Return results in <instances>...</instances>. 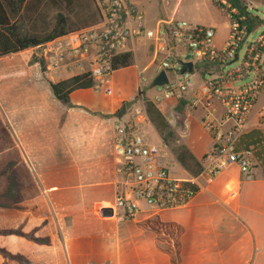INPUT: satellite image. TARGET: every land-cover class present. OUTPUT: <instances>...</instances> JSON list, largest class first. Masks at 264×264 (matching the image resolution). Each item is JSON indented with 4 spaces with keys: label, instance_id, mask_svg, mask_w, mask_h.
Here are the masks:
<instances>
[{
    "label": "crops",
    "instance_id": "obj_1",
    "mask_svg": "<svg viewBox=\"0 0 264 264\" xmlns=\"http://www.w3.org/2000/svg\"><path fill=\"white\" fill-rule=\"evenodd\" d=\"M171 1L127 0L147 12L151 24L175 16L162 11ZM153 9L157 11L153 13ZM224 41L217 43L222 45ZM25 52L0 58V112L7 116H35L26 128L37 132L32 139L35 142L27 143L28 154L35 151V173L44 192L53 197L52 211L59 219L66 264H264V173L259 166L251 178L231 166L212 183L203 180L189 205L156 217L164 231L150 225L153 220L148 208H143L135 219H125L109 197L117 192L123 179L117 172L114 154L117 116L80 115L76 123L71 118L81 108L113 115L119 100L109 99L93 88L73 91V108L69 109L68 124L62 128L67 137L54 141L53 132L59 130L60 101L51 89L48 93L42 84L31 80L33 69ZM111 83L123 89L114 78ZM124 94L135 95L130 90ZM263 100L264 91L259 106ZM161 106L179 107L177 112L191 114L175 101L157 105L163 112ZM192 114V123L175 129L183 150L169 157L179 163L176 169L183 174L180 179L198 176L208 165L206 158L214 145L201 123L202 112ZM19 139L23 144L24 138ZM68 196L103 197L92 203H73L65 202Z\"/></svg>",
    "mask_w": 264,
    "mask_h": 264
},
{
    "label": "built area",
    "instance_id": "obj_2",
    "mask_svg": "<svg viewBox=\"0 0 264 264\" xmlns=\"http://www.w3.org/2000/svg\"><path fill=\"white\" fill-rule=\"evenodd\" d=\"M255 1L213 0L229 22L222 45L217 43L216 27L176 16L151 24L146 12L127 0H95L102 16L98 24L33 49L34 66L45 81L56 84L82 77L94 82L95 92L113 95L110 79L117 71L115 59L124 53L135 56L143 48L150 59L143 70H136L143 104L146 95L156 105L175 101L191 114L202 112L201 123L212 136L213 150L204 170L186 179L173 177L168 166L160 164L171 153L145 130V109L128 114L123 124L116 119L117 172L129 190L116 198L114 207L125 219H135L143 205L151 211V220L162 212L183 209L196 197L203 180L212 183L231 166L246 178L255 172L258 162L253 150L237 148L244 135L264 128V100L259 106L264 91V32L250 38L257 27L249 23L255 17L251 13ZM188 63L193 70L181 73ZM149 70H153L150 81L142 78ZM163 72L168 82L154 86Z\"/></svg>",
    "mask_w": 264,
    "mask_h": 264
},
{
    "label": "trees",
    "instance_id": "obj_3",
    "mask_svg": "<svg viewBox=\"0 0 264 264\" xmlns=\"http://www.w3.org/2000/svg\"><path fill=\"white\" fill-rule=\"evenodd\" d=\"M61 6L83 9L77 18L80 24L76 25L68 14L61 11L56 15L54 24L44 31L32 27L43 14L39 12L41 8ZM101 17L95 0H0V58L32 50L67 34L92 27L101 21ZM256 21L258 23V17H250L251 28ZM133 64L132 53H124L115 59L116 70L129 68ZM93 85L92 80L74 77L50 87L60 102L72 106L70 94L78 89L92 88ZM146 106L149 119L163 141L168 143L166 132L170 125L164 113L151 102H147ZM237 148L252 149L264 173V128L244 135ZM149 223L157 231L165 230L157 220ZM62 249V237L42 186L0 112V264H66Z\"/></svg>",
    "mask_w": 264,
    "mask_h": 264
},
{
    "label": "rangeland",
    "instance_id": "obj_4",
    "mask_svg": "<svg viewBox=\"0 0 264 264\" xmlns=\"http://www.w3.org/2000/svg\"><path fill=\"white\" fill-rule=\"evenodd\" d=\"M255 6H256V10H251V13L255 16L258 17L259 21L257 23H255V26H257L256 28H253L254 32L251 35V39H256L258 37V35L262 34L264 32V1L263 0H256L255 1ZM155 3H153V7H154ZM83 8V6H82ZM72 10H74V8H64L63 6L58 7V8H54V7H48L46 9H40L39 12L42 14L38 20L36 22L33 23V26L37 31H44L47 27H50L54 24L56 15L61 12L64 11L66 14H68L69 19L74 22L76 25H79V20L77 19L78 17L81 16V12L82 10L80 9V7L75 8V10L73 12H71ZM153 13L156 10H152ZM163 13H168L169 15H175L178 19H184V20H188L191 22H195L198 23L200 25H204V26H212V27H216L218 30V34H217V41L219 43L223 42L228 34V30H229V22L228 20L216 9V7L214 6V4L212 3L211 0H172L171 2L168 3V5L164 6V9L162 8ZM92 13V12H91ZM147 17H149L148 13L146 12ZM168 16V15H166ZM87 29V28H86ZM84 30V29H83ZM218 43V44H219ZM143 49V48H141ZM27 57H28V61H29V65L32 67L33 72L30 76L31 80L34 83H40L42 84V88L46 90V92L50 91L51 87V83L45 81L43 78H41L38 75V71L34 66V62L33 59L35 57L34 55V50H28L25 52ZM242 54V51H241ZM134 56V55H133ZM149 55L147 53H145V51L139 50L137 51L136 56L134 57V68H129L126 70H120L116 73H114L112 75V78L110 79L111 81L114 78V81L116 83H118L119 87H127L128 88H121L118 89L116 86L113 87L114 91H113V95H108L106 94L104 91H101L100 93H104L105 96L109 99H115V100H119L117 102V108L114 111L113 115H106L100 112H96V111H92L90 109L87 108H81L79 110H77L78 114L74 115L72 120L76 123L80 121L81 116H88V117H93V118H97V117H101V118H111V117H115L117 116L116 119H121V123L123 124L124 122H126L129 119V115L135 111H137L138 109H145L146 114H147V106L146 103L147 102H151L152 104H154L151 99L149 97L145 96V104H143V98L142 95L137 92V76L135 78L136 75V70L137 68H139L140 70H143L147 64L149 63L150 59L148 57ZM23 59V56L19 57ZM226 69H228V67H226ZM153 70H149L147 72H145L142 76V78L147 79L148 81H150V77L152 74ZM135 73V75H134ZM29 85H33V83H31L30 81H28ZM134 85V86H133ZM136 85V86H135ZM23 87V85H22ZM133 87V88H132ZM150 89V87L148 86L147 89L145 90L146 92H148V90ZM43 90V91H45ZM94 90V89H93ZM132 91L134 92L135 95H125L124 92L126 91ZM95 91V90H94ZM91 93H94L92 90L90 91ZM49 93V92H48ZM122 95V97H121ZM150 95V93H149ZM4 96V95H3ZM124 100V101H123ZM126 104L127 105V110L126 112L123 114L122 117H119L120 113H121V109L122 106ZM156 105V104H154ZM183 105V104H182ZM60 106L61 108L58 111V117H59V130L55 129V131L53 132V138L54 141H63V138L67 137V132L63 131L62 128H65V126L68 124V120H69V109L73 108L72 106H68L63 104L62 102H60ZM157 107V105H156ZM164 111V113L166 114V119L168 121V123H170V125L173 127L171 128V126L168 128L167 132H166V138L168 140V143H165L163 141V139L160 137V135L157 133L156 128L154 127L153 123L151 122V120L149 119V116L147 114L148 119H145L143 125L145 130L147 131V133L149 134L150 138L157 144L159 145H164L167 147V149L169 150V152L173 155L177 154V152L182 151V147H180V142H179V133L176 132L175 129L177 128H181L183 129L187 123H192V118L194 116V114H190L187 115L185 111L183 112H177L176 109H178L179 107H171V106H161ZM2 114V113H1ZM81 115V116H80ZM2 117L4 118V120L8 123V125L11 127L17 141H18V147L20 148L23 156L25 157V159L28 161V163L31 166L32 171L34 172L35 176L36 175V161H35V151L32 154H28L30 147H28L27 143L30 144V142L34 143L35 141H33L32 139H35V137L37 136V132L36 131H29L26 128L30 127V121L35 119V116H7L2 114ZM142 117V116H141ZM200 117V114H195V120L198 121ZM32 122V121H31ZM34 124H32L33 126ZM62 129V130H61ZM33 134H32V133ZM24 138V143H26V145L24 146L21 142L20 139L18 138ZM162 139V141H161ZM206 145H204L205 147ZM35 147V146H34ZM31 149H34L33 147ZM35 150V149H34ZM31 159H30V158ZM160 164H163L164 166H168L169 171L171 173V175L175 178H179L182 177L183 174L176 168L179 167V163L174 160V159H170V158H166V159H160ZM178 167H177V166ZM38 179V177H37ZM39 180V179H38ZM40 182V181H39ZM41 184V183H40ZM42 186V185H41ZM119 188L117 190V192L113 191V193L111 195H109L110 198H112V203H115V200L117 197L119 196H123L125 195V193L129 190V186L127 185L125 179H122V183L118 184ZM43 189V187H42ZM43 194L46 198V201L52 211V206H53V197L51 195H47L44 190H43ZM103 196L100 197H96V196H92L91 199L90 197H81V196H68L66 197L65 202H79V203H92L94 201L92 200H96L99 198H102ZM55 204V203H54ZM143 208H147L145 205L143 206ZM54 219L56 221V224L58 223L56 216L54 214V212L52 211ZM60 214V213H58ZM64 214V212L62 213ZM149 214H151V211L149 210ZM157 220H159L158 218H156ZM58 226V224H57ZM59 229V228H58Z\"/></svg>",
    "mask_w": 264,
    "mask_h": 264
},
{
    "label": "water",
    "instance_id": "obj_5",
    "mask_svg": "<svg viewBox=\"0 0 264 264\" xmlns=\"http://www.w3.org/2000/svg\"><path fill=\"white\" fill-rule=\"evenodd\" d=\"M189 70V72H191L193 70V64L192 63H188L184 66V68L181 70V73H185L186 70ZM168 82V79H167V76L166 74L163 72L160 74V76H158L155 81H154V86H162L163 84L167 83ZM127 110V105L124 104L122 106V109H121V113L119 115V117H122L123 114L126 112ZM106 211H110L111 213L113 212L112 209H105Z\"/></svg>",
    "mask_w": 264,
    "mask_h": 264
}]
</instances>
